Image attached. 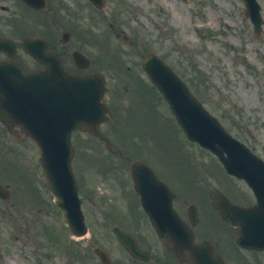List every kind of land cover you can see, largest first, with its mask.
Instances as JSON below:
<instances>
[{
    "label": "rangeland",
    "instance_id": "rangeland-1",
    "mask_svg": "<svg viewBox=\"0 0 264 264\" xmlns=\"http://www.w3.org/2000/svg\"><path fill=\"white\" fill-rule=\"evenodd\" d=\"M63 1L70 13L75 12L73 15H75L76 21L80 25L94 24L93 31L101 36H109V33L107 23L99 18L100 15L104 16L105 12L109 14L116 10L115 12L122 25L121 28L127 34L134 35L135 43L138 45L137 51H129L122 46L118 47L123 45L122 41L109 38L106 44H109L111 48H117L115 53L120 55L124 65H131L139 70L138 55L140 53L147 50L157 53L191 86L197 97L221 120L229 132L251 145L255 144L253 146L260 154L264 151V44L247 40L245 52H240L241 60L233 57L234 51L231 46H237V32H241L243 37H245V33L244 27L237 19H235V22L231 20L232 22L228 26L222 24V18L225 19L224 22L230 19L231 4L229 0H117L119 1L118 6L116 1L110 0L113 2L103 12H97L91 5L85 4L83 0ZM0 2L9 5L11 10H17L19 7L18 0H1ZM53 2H56V0H52L51 3ZM77 6L79 7L78 11H76ZM18 13L21 16L26 15L27 18L32 15L26 10ZM62 15V22L65 26H68L69 18L74 16L69 15L68 12H64ZM110 37H113V35L110 34ZM72 42L75 45H80L74 38ZM89 42V47L85 49L92 60V67L108 72L109 85L113 90V94L116 93L119 96V102L122 106L126 104L125 112L115 110L113 122L117 121L122 112L123 117L126 115L127 121H125V124L129 128H133L134 125L138 124L140 133L145 129L147 131L146 135H148L145 137L146 142L135 143V152L138 151L140 155L147 153L146 156L149 155V157L144 159L151 160L156 168L169 169L172 173H170V182L178 190L184 187L194 188L195 186L191 187L186 171L189 164L193 163L190 154L193 155L196 165L204 166L207 170L213 165L217 166V162L214 161L213 163L212 161L213 156L203 151L198 145L184 139L178 127L172 122L170 118L172 115L168 112L166 103L158 94L156 99L151 95L148 98L144 94L148 98L146 106L150 107L153 104L157 108L154 118L152 119L149 112L145 110L143 111L145 121L135 119V116L138 117L142 112L140 108L141 95H138L139 100L136 102L134 100L135 88L129 86L130 80L125 77V68L113 69V66L106 62L104 56V46L106 44H102L101 41L96 43L92 39ZM256 49L261 59L256 56ZM153 99L156 100L155 103H152ZM130 101L133 102L129 105ZM110 125L112 124H103L100 128L108 132L109 135L114 136L113 142L115 145L123 147L116 139L117 136L114 132L109 129ZM136 135L138 136V133ZM74 139L75 166L82 184L79 190L80 196L83 198L82 207L87 222L92 224L94 238L98 241H105L109 233L107 228L109 222L106 218L107 208H113L114 211L115 208H118L120 212H124V210L128 211L129 206V215L134 216L137 211L136 206L135 204L130 206L128 200H122L118 196L124 178H121V176L117 178L114 175L115 172H111L110 169L102 170L103 165L99 161H95L93 157L87 158L93 154L99 156L97 158H104L100 156L104 152V146L89 134L76 133ZM135 142H139V137L135 138ZM141 144L142 146H140ZM9 146L14 150L13 155L19 154V156L25 157V162L22 164L21 157L16 156L17 161L23 166L18 165L12 170L9 169L7 171L9 177L19 179L18 173L22 171H17V167H22L27 172L23 175L25 179L22 180L25 182L22 198L21 193H18L14 185L12 186L14 201L12 220L8 217L0 220V233H10L15 228L27 229L24 225L26 219L25 221L21 219L25 207L21 205L20 201H28L27 206L30 205L31 210L37 206L43 208L40 215L44 216L45 219H38L34 216L33 221L40 222L46 229L58 233L62 228V222L61 220L58 221L60 214L57 213L56 215V211H52V205L48 200V196L51 199L53 196L50 193L48 195L41 168L37 163L38 147L32 140L27 139H22L20 142L12 141ZM131 153L133 152L131 151ZM29 163V167H32L33 170L28 167ZM210 170L212 174L216 172L217 187L229 190V186L233 184V186L243 188L242 182L231 180V183L230 178L222 171L217 172V169H212V167ZM200 176L206 191L216 183L208 177L209 174L206 175L200 172ZM35 178L41 181L39 182L40 186L34 180ZM188 190L193 193L197 188L191 190L188 188ZM182 195L181 198L192 200L194 203L197 202L198 204H196L201 211L206 209V205L202 201L198 202V199L190 198V194L182 193ZM114 214L122 217L119 213ZM55 216L58 218L57 220L53 219ZM203 223L208 230H205V235L213 236L214 234L209 231L217 229V221L214 217L204 219ZM222 225H220L221 247L219 250L222 251L223 256H229V253L225 252L224 246L228 244V236L234 235V230L231 227L225 228ZM30 228L33 229L32 226ZM29 233L31 234L30 230ZM226 239L227 243H224ZM42 240V238H39V242ZM80 242L84 243L86 241L82 239ZM31 245L32 243L24 249L22 254L13 250L15 255L14 264H38L40 262L42 264H58L54 250L44 248L46 254L53 255L51 258H45L41 251ZM20 250L21 247L19 246L17 251ZM5 253L10 260L11 248H6ZM23 256H28V260H25ZM227 256L225 258H230ZM229 261L227 259L228 264H231Z\"/></svg>",
    "mask_w": 264,
    "mask_h": 264
},
{
    "label": "water",
    "instance_id": "water-1",
    "mask_svg": "<svg viewBox=\"0 0 264 264\" xmlns=\"http://www.w3.org/2000/svg\"><path fill=\"white\" fill-rule=\"evenodd\" d=\"M27 1L34 6L42 5L41 0ZM91 1L98 4V0ZM143 66L187 137L213 151L230 173L248 180L253 156L223 130L217 119L198 102L167 65L156 56L148 55L144 57ZM56 70L59 68L54 65L41 76L25 74L13 57L7 66L0 64V114L3 108L15 111L21 128L39 143L46 179L52 192L59 197L56 203L63 208L71 228L76 233H83L85 226L76 196L77 186L70 175L72 148L69 136L71 130L78 127L104 138L95 125L109 116L102 103L106 90L103 77L99 74H61ZM23 96L24 101L25 98L28 101L29 96V106L23 102ZM145 173L149 175L151 184L157 181L146 166L136 163L133 175L139 191L147 188L146 180L140 179ZM155 186L154 183L152 188ZM142 197L147 213L156 224L155 201L145 194ZM212 204L220 211L222 218L241 225L239 242L245 244L248 241L247 208L233 206L220 194H213ZM169 212L171 214V209ZM172 216L174 222L178 223V219ZM117 235L120 238L123 236L118 232Z\"/></svg>",
    "mask_w": 264,
    "mask_h": 264
},
{
    "label": "flooded vegetation",
    "instance_id": "flooded-vegetation-1",
    "mask_svg": "<svg viewBox=\"0 0 264 264\" xmlns=\"http://www.w3.org/2000/svg\"><path fill=\"white\" fill-rule=\"evenodd\" d=\"M259 4V12L262 17L260 35L256 38L261 44H264V0H256ZM231 5L233 12L239 15L242 19L245 37L241 34V32H237L238 35V42L237 48L240 52L244 53L246 50L247 40L252 41L251 35H253V27L255 23L253 22V18L255 16L254 8L255 5L252 3L248 7L243 0H231ZM13 12L7 5L0 3V35H12L13 30L15 29L13 23ZM5 13H10L8 16L4 15ZM4 15V16H3ZM68 35L64 37V39L54 40L53 37L47 38L48 43V50L54 51L58 57L63 62L64 68L66 70H75L77 69L71 59V33L68 30H65ZM46 34H53L51 31L46 32ZM236 35V36H237ZM20 49L18 50V52ZM257 52V50H256ZM70 53V56H69ZM70 57V58H69ZM5 56L0 53V59H4ZM23 66L26 69H40L43 67L42 64L34 60L29 55H23V60H21ZM1 130V128H0ZM4 134H0L3 136ZM249 145V144H248ZM255 145V144H253ZM250 146L252 150L255 146ZM120 160L122 162L120 168L124 170V176H128L131 179L130 168L132 164V158L128 155L124 154L121 150H116ZM9 150L5 151L3 156L6 157V153ZM260 154V153H259ZM260 156L264 159V151L260 154ZM4 165V161L2 163ZM128 170V171H127ZM170 170L166 169L162 174H159V177L165 182L168 187L172 188L171 182L168 180L170 177ZM132 180V179H131ZM4 183V181L1 180ZM7 186V183H4ZM236 199L238 203L246 204L247 206H254L257 201L256 190H253L252 186L246 185L245 189L241 188H234ZM262 194V206L256 208L261 210L258 217V220L254 221V226L257 227L259 238L262 239L263 246H264V187L258 190V193ZM155 193L166 197L168 195L165 188H159V190ZM136 201L139 204V212L133 219H129L128 222L120 223V226L124 229L128 230L136 239L137 245L139 248L146 252L147 260H142L140 258L133 257L116 239L113 240L112 236L109 234L106 236L105 241L101 240L100 242L103 243L102 247L108 254V258H105V263H101L98 257L94 254V233H90L89 238L84 243H77L70 240L67 237H63L61 234L52 235V234H45V231L40 230L39 232L44 233L49 242L53 243L55 246L54 253L55 257L57 258L58 264H191L193 258V254L187 249L182 248V256L184 260H180L176 255L175 252L171 248H167L158 238L155 233V230L152 228L151 225L148 223L147 216L142 211L140 206V197L134 191ZM210 194V193H209ZM180 198L179 196H175L173 199L174 201H178ZM182 204L186 210V219H187V201L182 199ZM255 213V212H252ZM182 216V215H181ZM193 231V238L195 243H206L208 242V246L206 245L204 248L205 251L208 250V253L212 257L216 258H224L225 264H228L225 257L222 255V251L220 249V240H221V232L220 228H217V241L211 242L209 238L205 235V231L201 229V215H199L198 211V220L195 225L189 224ZM237 230V227H233ZM37 236V235H36ZM115 238V237H114ZM230 245V244H229ZM36 248H39L36 245ZM34 247V246H33ZM235 250V249H234ZM232 247H228V250L225 252L229 253L230 263L231 264H264V248L262 249H250L247 252V257L242 258L238 252L234 251ZM48 258H51V254H47ZM3 255H0V261L3 259ZM25 260H28V256H24ZM13 260V255L11 257V261ZM96 261V262H95ZM211 264H214L213 262Z\"/></svg>",
    "mask_w": 264,
    "mask_h": 264
}]
</instances>
